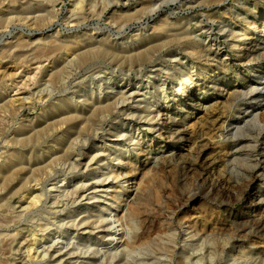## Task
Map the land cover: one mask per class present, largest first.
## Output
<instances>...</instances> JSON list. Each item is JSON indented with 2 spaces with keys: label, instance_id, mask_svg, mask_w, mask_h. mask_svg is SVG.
Wrapping results in <instances>:
<instances>
[{
  "label": "rangeland",
  "instance_id": "rangeland-1",
  "mask_svg": "<svg viewBox=\"0 0 264 264\" xmlns=\"http://www.w3.org/2000/svg\"><path fill=\"white\" fill-rule=\"evenodd\" d=\"M104 1L83 0L79 6L78 0H19L16 4L0 0V17L10 23L5 20L6 28L0 29V105L7 104V111L0 108V171L8 174L6 182L0 181V264H50L49 256L41 260L51 244L50 238L41 237L56 226L51 224L50 229L42 231L48 226L46 221L69 216L61 211L64 208L97 209L99 203L109 204L102 196L112 199V195H118L124 200L136 186L139 189L135 203L127 207L138 204L134 207L141 209L130 215L132 218L124 219L129 238L123 243L126 245L119 247L122 250L117 257L104 259V254L98 252V257H89L86 249L97 251L103 240H93L94 234L86 236L81 231L82 236L75 235L73 240L91 245L83 247L85 255H66V264H264V129L261 132L257 124L250 122V109H246L253 103L263 114L264 95L243 101L242 95L235 101L240 105L224 104L222 98H217L222 96L220 88L233 82L250 84L249 77L237 79L236 75L250 74L254 65L237 66L238 56L225 44V49L214 54L226 57L230 68H208L204 57L193 50L196 40L208 45L205 36L211 31L206 26H213L214 19L223 20L224 7H231L235 0H106L112 5L103 9L107 5ZM53 40L65 45L61 44L63 48L58 54L46 56L44 48L55 43ZM24 42L27 44L21 46ZM38 51L42 58L34 57ZM80 55L84 58L79 59ZM60 69H64L61 79L54 82L51 74ZM182 73L191 79L190 99L183 105L168 103V97L184 80ZM152 81L159 87L165 85L166 92L154 88ZM212 81L216 86L211 89ZM174 84L177 86L173 87ZM45 87L50 91L42 92ZM127 89L137 90L133 98L117 100L116 95ZM196 99L204 101L195 104ZM147 102L157 104L151 110L166 109L159 124L150 131L130 126L129 120L137 118L127 117V113L146 115H139L136 109L143 110ZM74 114L78 119L69 120ZM230 121L244 128V139L237 135L241 131L225 136L223 123ZM260 124L264 127V118ZM179 131L184 135L180 136ZM120 134L139 142L116 136ZM145 141L147 152L136 156L137 145ZM114 142L125 143L117 150L123 151L124 159L136 163L129 168L130 175L118 180L111 177L94 190L95 179L108 170L92 173L91 168L86 169L90 158L86 153L92 147L98 151L111 148ZM250 145H256V149ZM104 153L100 158H105ZM260 157L261 163L253 170ZM105 163L101 160L91 166ZM111 180H115L116 186L107 195L104 191ZM76 184H81L82 195H68L67 206L54 207L47 202L50 193L53 197L62 191L57 189L59 186L70 190ZM128 185L131 188L126 193ZM41 190L46 194L43 202L31 204L33 195ZM50 207L58 212L51 214ZM122 209L114 207L117 212L113 214L122 215ZM33 232L41 241L33 242ZM57 238L54 240L66 241ZM189 256L193 260L186 263ZM197 259L201 261L196 262Z\"/></svg>",
  "mask_w": 264,
  "mask_h": 264
},
{
  "label": "bare ground",
  "instance_id": "bare-ground-1",
  "mask_svg": "<svg viewBox=\"0 0 264 264\" xmlns=\"http://www.w3.org/2000/svg\"><path fill=\"white\" fill-rule=\"evenodd\" d=\"M12 4H16L19 0H9ZM27 2L30 1V0H26ZM54 1V0H53ZM77 1V0H76ZM83 0H78L77 4L80 6L81 3H82ZM99 1V0H98ZM104 1V0H103ZM106 1V0H105ZM104 1V2H105ZM118 1V0H117ZM225 1V0H224ZM232 1V0H231ZM41 2V1H40ZM49 2V1H48ZM75 2V1H74ZM107 2V1H106ZM110 2V1H109ZM206 2V1H205ZM52 3V2H51ZM89 3V2H87ZM98 3V2H97ZM102 3V2H101ZM112 3V2H110ZM218 4V3H217ZM224 4V3H223ZM29 5V3H28ZM94 5V4H93ZM103 5V4H102ZM104 5H106L104 3ZM112 4H108L107 2V5L106 7H104L103 9H106L108 7H110ZM161 5V4H160ZM25 6V5H24ZM27 6V5H26ZM75 6H76V3H75ZM98 5L96 4V7ZM217 6V5H216ZM31 7V6H30ZM29 7V8H30ZM95 7V5H94ZM161 7V6H160ZM218 7V6H217ZM216 7V8H217ZM234 7V8H233ZM159 8V7H158ZM225 8V11H224V17L223 20H218L215 22V19H214V22H213V26H206L207 27V30L211 31L210 33H208L207 31V34H206V38L208 39V45H205V44H201L199 43V41L201 40H196L197 42H194L197 43V45L195 44L193 46V50L195 52V54H199V56H203L204 57V60L206 63H208V68L210 67H215V68H221V69H228L230 68V66L228 64H226V61H227V58L224 57V58H221L219 56H216L214 53L215 51L216 52H220L222 49H225V44L232 49V52L234 54H236L238 57L237 59L235 60V62L237 63V66L241 65V64H250L251 66L254 65V67L252 68L251 70V73L250 74H244V73H240V72H237V79H240L241 76L244 77H249L250 79V84L246 85L244 83H240V84H228L229 86L226 87V88H223L221 87L219 91L222 92V96H219L217 98H222V100H224V104H237L238 102L235 103V101L242 95H244L245 97H242V101L244 99H256V95L257 96H261V95H264V82L263 83H260V82H257L256 79H264V75L263 76H259V74H263L264 73V0H235V4L232 5L231 7H224ZM87 10V9H86ZM224 10V9H223ZM102 10H100L99 12H101ZM220 11V10H219ZM22 12V11H21ZM229 12V16L227 18L226 16V13ZM47 13V12H45ZM14 14V13H13ZM18 14V13H17ZM21 14V13H20ZM32 14V13H31ZM35 15V13H33ZM215 14V13H214ZM223 14V12H222ZM10 15V14H9ZM23 15V14H22ZM21 15V16H22ZM27 15V14H25ZM219 15V14H218ZM228 15V13H227ZM15 16V15H14ZM11 17V16H10ZM28 17V16H27ZM7 18V17H6ZM22 18V17H21ZM40 18V16H39ZM213 18V17H212ZM226 18V19H225ZM33 19V18H32ZM31 19V20H32ZM263 20L261 22L260 25H258V20ZM7 19L5 18H1L0 17V29L4 27L6 28V26L4 25L6 23ZM18 20V19H17ZM20 20V19H19ZM25 20V19H24ZM10 21V20H9ZM39 21V20H38ZM74 21V20H73ZM8 22V21H7ZM21 22V21H20ZM23 22V21H22ZM9 23V22H8ZM71 23V21H70ZM74 24V22H72ZM76 23V22H75ZM10 24V23H9ZM35 24V23H34ZM206 24V23H205ZM34 26V25H33ZM38 26V25H37ZM216 26V27H214ZM203 29V28H202ZM205 29V28H204ZM214 31H218L219 35H216V33ZM204 33V32H203ZM202 33V34H203ZM220 38H222V40H220ZM51 39V38H50ZM27 40V39H26ZM35 40V39H34ZM33 40V41H34ZM47 40V39H46ZM52 40V39H51ZM57 40V39H56ZM59 40V39H58ZM24 41V40H23ZM49 42V39L47 40ZM55 41V40H53ZM191 41V40H190ZM203 41V40H202ZM15 42V41H14ZM31 41H29L30 43ZM46 42V41H45ZM47 42V43H48ZM59 41H55V43L49 45V47H46L45 45H42L43 47L45 46L46 48H44V54L46 56H50L52 57L55 53H57L62 47L63 43H57ZM72 42V41H71ZM192 42V41H191ZM26 42L24 43H19L21 46H24ZM28 43V45H29ZM27 44V43H26ZM62 44V45H61ZM71 44V43H70ZM210 44V45H209ZM20 45H16L15 44V47L17 46H20ZM27 45V46H28ZM65 45V44H64ZM63 45V46H64ZM73 45V44H72ZM39 46L40 48V45H37ZM102 46V45H101ZM15 47H11V48H15ZM41 47V48H43ZM40 48V49H41ZM66 48V47H65ZM192 48V47H190ZM10 49V48H9ZM36 49V48H35ZM34 49V50H35ZM93 49V48H92ZM33 50V49H32ZM3 51V50H2ZM1 51V54L3 53ZM5 51V49H4ZM10 51V50H9ZM8 51V52H9ZM31 52V51H30ZM33 52V51H32ZM5 53V52H4ZM29 53V52H28ZM39 54H37L36 58H39L43 55L41 51H38ZM144 53V52H143ZM11 54V53H9ZM20 54V53H18ZM35 53H33L34 55ZM58 54V53H57ZM137 54V53H136ZM146 54V53H145ZM4 55V54H3ZM21 55V54H20ZM82 55V54H81ZM79 57V59H82L83 56ZM7 56V55H6ZM24 56V55H23ZM22 57V56H21ZM30 57V56H29ZM202 57V58H203ZM2 58V57H1ZM18 58V57H17ZM25 58V57H24ZM28 58V57H27ZM34 58V59H36ZM84 58V57H83ZM221 58L220 62H217L216 59H219ZM4 59V58H3ZM33 59V58H32ZM19 60V59H18ZM24 60V59H23ZM22 60V61H23ZM31 60V59H30ZM75 60V59H74ZM21 61V62H22ZM28 61V60H27ZM39 61V60H37ZM76 61V60H75ZM26 62V61H25ZM73 62V61H72ZM84 62V61H83ZM229 63V62H227ZM193 64V63H192ZM206 65V64H205ZM49 68V67H48ZM43 69V68H42ZM55 69V68H54ZM53 69V70H54ZM46 70V69H45ZM64 70V69H63ZM62 69L60 70H57L56 72H53V78H52V74H51V79H58L59 78L61 79V75H62V72H63ZM47 71V70H46ZM201 71V70H200ZM205 71V70H204ZM211 71V70H210ZM238 71V70H237ZM4 72V71H3ZM36 72V71H35ZM49 72V71H48ZM203 72V70H202ZM6 72H4V75H5ZM45 73V72H44ZM47 73V72H46ZM201 73V72H199ZM212 73V72H211ZM33 75H36L35 73ZM64 75V74H63ZM1 76V75H0ZM43 76V75H42ZM225 76V75H224ZM231 76V75H230ZM153 77V76H152ZM168 77H171L169 74H168ZM181 77H184V80H182L180 82V85H178V88H176L174 90L173 93H171L170 97H168L170 100L168 103H172V102H175V103H178L179 105H183L185 103H187L188 99H190V95H191V92H192V86L190 83L191 82V79L189 78L188 74H185V73H182ZM209 77V76H208ZM32 78V77H31ZM64 78V77H63ZM62 78V79H63ZM174 78V77H173ZM172 78V79H173ZM166 79V78H165ZM237 79L235 81H237ZM248 79V80H249ZM31 80V79H30ZM64 80V79H63ZM176 80V79H175ZM179 80V79H178ZM177 80V81H178ZM53 81H49V82H52L53 84ZM150 81V79H149ZM232 81V80H231ZM33 82V81H32ZM48 82V83H49ZM55 82V81H54ZM104 82V81H103ZM193 82V81H192ZM148 83V82H147ZM153 83V87L154 88H157V89H160L161 91L163 92H166V87L164 86H161L159 87V85H157V83L155 81H152ZM217 83V82H216ZM50 84V83H49ZM30 85V84H29ZM47 85V84H46ZM100 85V84H99ZM110 85V84H109ZM13 86V85H12ZM28 86V85H27ZM101 86V85H100ZM177 85L174 84L173 87H175ZM216 86V84L214 83V81L210 82V88H214ZM26 87V85H25ZM51 87V86H50ZM101 88V87H100ZM123 88V87H122ZM147 88V87H146ZM48 88L45 87L43 88L42 92L46 91ZM50 89V88H49ZM48 89V90H49ZM107 89V88H106ZM133 89V88H132ZM132 89H127L125 90L124 92H120L118 93L119 95H116L117 96V100H121V102H125L127 101L128 99H131L133 98V95L136 93V89L135 90H132ZM170 89V88H169ZM47 90V91H48ZM105 90V89H104ZM108 90V89H107ZM139 90V89H138ZM50 91V90H49ZM32 92V91H31ZM35 92V91H34ZM41 92V91H40ZM39 93V92H38ZM49 93V92H48ZM52 93V89H51V92ZM145 94V93H144ZM34 95V94H33ZM49 95V94H48ZM47 95V96H48ZM84 95V94H83ZM107 95V94H106ZM166 95V94H165ZM30 96V95H29ZM82 95H78V97L80 98ZM46 97V95L44 96ZM84 97V96H83ZM24 98V96H23ZM78 98V99H79ZM209 98V97H208ZM45 99V98H44ZM92 99V98H91ZM113 99V98H112ZM146 98H144L145 100ZM12 100V99H11ZM21 100V99H20ZM26 100V98L24 99ZM84 100H87V99H84ZM83 100V101H84ZM148 100V99H147ZM206 100V98L204 99ZM203 99H196V103L195 104H198L200 102H203L204 101ZM10 102V100H8ZM16 101V100H15ZM71 103H73L74 101V98L71 99ZM89 101V100H88ZM116 101V100H115ZM69 102V100H68ZM92 102V101H91ZM120 102V103H121ZM62 103V102H61ZM67 103V102H66ZM109 103V102H108ZM117 103V102H116ZM3 104V103H2ZM1 104V105H2ZM63 104V103H62ZM118 104V103H117ZM115 104V105H117ZM0 105V106H1ZM4 105V106H3ZM0 108L3 110L2 107H4V109L6 110V106L7 104L4 103ZM10 105V104H9ZM8 105V106H9ZM157 104H147L145 105L144 109L143 110H137L136 109V113H138L139 115L141 114V112L143 113H147L146 115H141V116H136V114H131V113H127V117H132V118H137L136 121H133V120H129V124L130 126H138V129L139 128H143V127H146L150 130H154L157 126V124H159V121H160V117L161 115L163 114V110L166 111V109H160V108H155L153 110H151V107L154 106ZM237 105H240L239 103ZM236 105V106H237ZM58 106V105H57ZM63 106L65 107L66 105L63 104ZM68 106V105H67ZM66 106V107H67ZM104 106V105H103ZM106 106V105H105ZM113 106V105H112ZM101 107V106H100ZM109 107V106H107ZM231 106H229L230 108ZM233 107V106H232ZM69 108V107H68ZM95 108V107H94ZM97 108V107H96ZM102 108V107H101ZM8 109V108H7ZM99 109V107H98ZM105 109V108H104ZM109 109V108H108ZM228 109V108H227ZM231 109V108H230ZM239 109V108H238ZM247 110L250 109L249 111V116L251 117L250 119V122H253L255 124H257L259 126V129L262 130L264 129V127L260 124L261 120L264 118V113H260L258 112V108H256V105L255 104H251L248 108H246ZM9 110V109H8ZM11 110V108H10ZM7 111V110H6ZM105 111V110H104ZM231 111V110H230ZM232 111H234L232 109ZM95 113V110L92 111V113ZM103 112V111H102ZM101 112V113H102ZM119 112V111H118ZM133 112V111H132ZM229 112V111H228ZM236 112V111H235ZM234 112V113H235ZM247 112V111H246ZM231 113V112H230ZM233 114V113H232ZM67 117V116H66ZM172 117V116H171ZM231 117V116H230ZM77 116L74 114V116H70L68 117L69 120H73V119H76ZM88 118V117H86ZM228 118V117H227ZM226 118V119H227ZM67 119V118H66ZM78 119V118H77ZM145 119V120H144ZM225 119V120H226ZM238 119V118H237ZM83 120V119H82ZM85 120V119H84ZM88 120V119H87ZM140 120H143L142 122ZM247 121V120H246ZM223 128H222V131L224 134H226L225 136H228L229 134H232L235 135L237 133H239L241 131V134H237L239 137L240 136H243L242 138L244 139L246 136L244 133H246V131L244 130V128H242L241 126H239L235 121H230V122H227V124H225V122L223 123ZM92 125V124H90ZM89 125V126H90ZM91 127V126H90ZM123 127V126H122ZM159 127V126H158ZM67 128V127H66ZM160 129L162 128L159 127ZM174 129V128H173ZM246 129V128H245ZM33 130V129H32ZM123 130H121L122 132ZM161 133V132H160ZM175 133V132H174ZM181 135H184V132H178ZM222 133V134H223ZM33 134V133H32ZM117 134V133H116ZM176 134V133H175ZM221 134V135H222ZM260 134V133H259ZM115 135V134H114ZM236 135V136H237ZM96 136V135H95ZM116 136H121L122 138L125 137L124 139H130V141L132 140L133 142H136V144L139 142L138 140H134L133 137L131 138V136H127L125 134H120V135H116ZM230 136V135H229ZM237 136V137H238ZM249 136V134H248ZM259 136V135H258ZM19 137V136H18ZM39 137V136H38ZM176 137V136H175ZM188 137V136H187ZM221 137V136H220ZM253 137V136H252ZM251 137V138H252ZM180 138V137H179ZM190 138V137H189ZM230 138V137H229ZM228 138V139H229ZM233 138V137H231ZM235 138V137H234ZM36 139V137H35ZM152 139V138H151ZM182 139V138H181ZM224 139V137H223ZM18 140V138H17ZM50 140V139H49ZM227 140V139H226ZM240 140V139H239ZM246 140V139H245ZM125 141V140H124ZM15 142V141H14ZM17 142V141H16ZM19 142V140H18ZM145 142H141L137 145L136 147V150H137V153H136V156H141V155H145V153L147 152V148L144 147ZM226 142V141H225ZM254 142H258V140L255 139ZM254 144V143H253ZM114 146H112L111 148H108V149H103V151H98L95 147H92V149L90 151H88L86 153V156L90 157L89 160L86 162V169L88 168H91L90 170L92 171V173L94 172H97L99 171L100 169H107L108 171L105 172V173H102L100 174V176H98L96 179H95V184L92 186V188H94V190H96L95 188H98V187H101L103 186L102 183H107L111 177H113L114 179L118 180L119 178H122L123 176L125 175H130V173L132 172L131 170H129L130 167H133L134 164L136 162L134 161H131V160H128V159H124V156H123V151H119L117 150L120 146H124L125 143H121V142H117L113 144ZM249 145V144H248ZM250 148L251 149H256V145H250ZM249 148V149H250ZM135 149V148H134ZM246 149V148H245ZM16 151V150H15ZM106 151L105 154V158H100V155L102 152ZM114 151V152H113ZM254 151V150H253ZM263 151V150H262ZM63 152V151H62ZM14 153V152H13ZM249 153V152H248ZM262 153V152H261ZM252 154V152H251ZM250 154V155H251ZM83 155V154H82ZM238 155V154H237ZM259 155V154H258ZM58 156V155H57ZM113 156V157H112ZM253 156V155H252ZM264 156V155H263ZM67 157V156H66ZM15 158V157H14ZM59 158V157H58ZM65 157H63L64 159ZM69 158V157H67ZM261 158H258L257 159V164H254L256 165L253 170H255V168L257 167V165H259V163H261ZM57 159V158H56ZM253 159V158H252ZM7 160V159H6ZM61 160V159H60ZM101 160H105L106 163L103 165V166H91L92 164H95L97 163L98 161H101ZM113 160H117L116 163H112ZM55 161V160H54ZM71 162V161H70ZM137 162L139 163V161L137 160ZM124 163V164H123ZM70 164V163H69ZM74 164V163H73ZM77 164V163H76ZM122 164V165H121ZM144 164V163H143ZM71 165V164H70ZM182 165V164H181ZM73 166V165H72ZM76 166V165H75ZM144 166V165H143ZM190 166V165H189ZM48 167V166H47ZM138 169V168H137ZM250 170V169H249ZM136 171V170H135ZM259 172V171H258ZM258 172H255L256 174ZM4 173V172H3ZM1 171H0V181L2 182H6L8 180V174H6L7 176H5V174H3ZM10 173V172H9ZM15 175V174H14ZM11 174H10V178H11ZM203 177V176H202ZM13 178V177H12ZM14 179V178H13ZM66 179V178H64ZM25 181V180H24ZM114 181V182H113ZM111 180L108 184L109 186H107V189L106 191H104V193H106L107 195H111L110 191H113V190H110L112 189L113 187L116 186V183H115V180ZM0 182V183H1ZM2 182V183H3ZM82 182V181H81ZM80 182V183H81ZM121 182V181H120ZM79 184V183H77ZM76 184V185H77ZM81 185V184H80ZM80 185H77L75 188L73 187L72 189L69 190V188H67V186H59V188H57L56 186L54 188H57V189H60L62 190L61 192H58L57 195L55 196H51V193H47L49 194L48 196V200L47 202L48 203H51L52 206H57L59 204H62V207L64 205H68V203H65V199L66 197H69L68 195H82L80 194L81 192V186ZM83 185V184H82ZM87 185V184H85ZM4 186V185H3ZM1 185V187H3ZM7 186V185H6ZM136 186V185H135ZM134 186V187H135ZM106 188V187H105ZM118 188V187H117ZM131 187L128 185L125 187V191L126 193L129 191ZM133 188V187H132ZM130 189L131 192L130 194L127 193V195L125 194V197L124 200H120V196L118 195H112V199H108L104 196H102V198L105 200V201H108L110 202L109 204L106 203V205L102 202V203H99V208H92V209H89V207L85 208V210H81V209H78L76 210V208H74V210H66L65 208L62 209L61 211H65L66 214H70L69 216H65L64 218L62 216H56L55 217V221H50V219L48 221H46V225H48L46 227V230H42V231H47L48 229L51 228V224L53 226H56L54 229H50L48 232L42 234L43 236L41 237L42 239L47 235V237L50 238V241L51 244L48 245L47 247V251L43 252L42 253V257H41V260L42 261H45L46 260V257L49 256L48 258L51 260V261H47V263H52V264H66L67 261L64 260L65 259V256L66 255H72V254H83L85 255L86 253H88V256L90 257L91 255V258H95L97 255H95V253H101V254H104V259H107V257H111L110 259H114L117 257V255L121 252V250H119V247L121 246L122 247V244L125 242V240L127 239V237L129 238V233L128 231L125 229L126 227L124 226V219H126V217H131L134 215V214H137L138 213V209H141L140 208H135L134 206L137 207V205H134L133 207H131L130 209H128L129 206L133 203H135V198H136V195L138 194V189H137V186L136 188H133V189ZM4 189V188H3ZM2 189V190H3ZM8 189V188H7ZM89 189V188H88ZM59 190V191H60ZM117 190V189H116ZM40 193H35V195H33L32 199H31V204L33 205H36V203L38 204V202L42 201V198L44 195H46L44 192L39 191ZM117 194V193H116ZM73 195V196H74ZM85 194H83L84 196ZM238 195V194H237ZM95 196V195H94ZM92 196V197H94ZM76 197V196H75ZM81 197V196H80ZM239 197V196H238ZM2 198V197H1ZM85 198H89V197H86ZM95 198V197H94ZM44 199V198H43ZM68 199V198H67ZM76 199V198H75ZM74 199V200H75ZM83 199V198H82ZM91 199V197H90ZM78 200V199H77ZM82 201V200H81ZM122 201H124V204H121ZM43 202V201H42ZM68 202V201H67ZM133 202V203H132ZM116 203V205H115ZM78 205V204H77ZM74 207V206H73ZM114 207H123V209L121 210L122 215L118 213H115L113 214V212H117L114 210ZM127 207V208H126ZM139 207V206H138ZM51 208V207H50ZM61 209V208H60ZM59 209V211H60ZM72 209V208H71ZM42 211V210H41ZM46 211V210H45ZM105 211H110L109 214H106ZM44 212V211H43ZM42 212V213H43ZM58 210H55L54 212L52 211V208L50 209V213L53 214V213H57ZM93 212V213H92ZM125 212V213H124ZM137 212V213H136ZM48 213V212H47ZM84 213H86L87 215L86 216H83ZM108 213V212H107ZM132 215V216H130ZM117 216V218H116ZM5 217V215H4ZM62 217V218H61ZM1 218V217H0ZM8 218V217H7ZM36 218V217H35ZM86 219H88V221H85ZM90 220V221H89ZM2 221V220H1ZM5 221V219L3 220ZM130 221V220H129ZM260 221V220H259ZM10 222V221H9ZM126 222V221H125ZM132 222V221H131ZM130 222V223H131ZM96 224V225H95ZM189 224V223H188ZM41 225V224H40ZM107 225V226H106ZM151 225H153L151 223ZM214 225V224H213ZM264 225V224H263ZM42 226V228L45 229V227ZM158 226V225H157ZM101 227H104V228H101ZM103 229V230H100L98 233H94V230H97V229ZM33 230V229H32ZM131 230V229H130ZM21 231V230H20ZM41 231V230H40ZM81 231H82V234L86 233L87 235L86 236H91L92 234H94V238L93 240H98V241H101L103 240V246L101 248H97V251H96V248L95 249H89L91 250L92 252H87V249H86V253L82 251V249H84L83 247L87 248V247H90V243H87L86 245L84 244L85 242H82V241H74L73 239L74 238H77L76 236L81 237ZM187 231V230H186ZM189 231V230H188ZM38 232V231H37ZM37 232H33L31 233V237H33V242L35 241H39L40 237L38 238V234ZM103 232V233H102ZM102 233V234H101ZM187 233V232H186ZM200 233V232H199ZM11 234V233H10ZM30 234V233H29ZM2 235V234H0ZM16 236V234H14ZM13 235V236H14ZM33 235V236H32ZM58 235V236H57ZM76 235V236H75ZM85 235V234H84ZM125 235V236H123ZM7 236V235H6ZM26 236V235H25ZM30 236V235H29ZM61 237V238H66L65 240L66 241H63V242H58L57 240H54L55 238L58 239L57 237ZM12 237V236H11ZM107 240H104L105 238H107ZM125 237V238H124ZM13 238V237H12ZM11 238V240H12ZM89 238V237H88ZM208 238V237H207ZM8 239V238H7ZM10 239V238H9ZM26 239V237H25ZM28 239V238H27ZM132 239V238H131ZM18 240V239H17ZM30 240V239H29ZM7 241V240H6ZM24 241V240H23ZM32 241V239H31ZM41 241V240H40ZM43 241V240H42ZM9 242V241H7ZM18 243V242H17ZM12 244V242H11ZM34 244V243H33ZM31 244V246L33 245ZM123 245H126V244H123ZM192 245V244H191ZM255 245V244H254ZM5 246V245H3ZM9 246V245H8ZM12 246V245H11ZM27 246V245H26ZM60 246V248L58 247ZM43 247V246H42ZM120 247V248H121ZM9 248V247H8ZM11 248V247H10ZM45 248V247H44ZM66 249V251L62 254L63 250ZM39 250V249H38ZM46 250V248H45ZM233 250V249H232ZM95 251V252H94ZM30 252V251H29ZM6 253V252H5ZM10 253V252H9ZM13 253V252H12ZM85 253V254H84ZM39 255H36L37 257L40 256V253L38 252ZM76 254V255H77ZM229 254V253H228ZM264 254V253H263ZM75 255V256H76ZM99 255V254H98ZM87 256V257H88ZM101 256V255H99ZM205 256V255H204ZM81 257V256H80ZM98 257V256H97ZM119 257V256H118ZM264 257V256H263ZM192 257H188L187 258V261L186 263H189V261L193 260L191 259ZM202 258V257H200ZM109 259V258H108ZM184 260V259H183ZM195 260V259H194ZM198 261H201V259H197L196 262ZM203 261V260H202ZM254 262V261H253ZM200 263V262H199ZM24 264V263H23Z\"/></svg>",
  "mask_w": 264,
  "mask_h": 264
}]
</instances>
